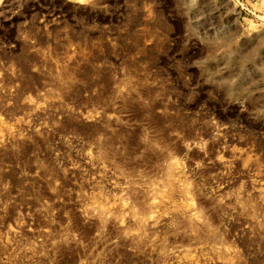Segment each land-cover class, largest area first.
<instances>
[{"label":"rangeland","instance_id":"rangeland-1","mask_svg":"<svg viewBox=\"0 0 264 264\" xmlns=\"http://www.w3.org/2000/svg\"><path fill=\"white\" fill-rule=\"evenodd\" d=\"M241 3L0 0V264H264Z\"/></svg>","mask_w":264,"mask_h":264},{"label":"built area","instance_id":"built-area-1","mask_svg":"<svg viewBox=\"0 0 264 264\" xmlns=\"http://www.w3.org/2000/svg\"><path fill=\"white\" fill-rule=\"evenodd\" d=\"M247 1H250L251 4L241 3V10L244 11V13H246L247 15H250L255 19H260L258 13L254 11L252 7V5L257 4L259 0H247ZM262 3L264 4V0H262Z\"/></svg>","mask_w":264,"mask_h":264},{"label":"bare ground","instance_id":"bare-ground-1","mask_svg":"<svg viewBox=\"0 0 264 264\" xmlns=\"http://www.w3.org/2000/svg\"><path fill=\"white\" fill-rule=\"evenodd\" d=\"M170 173V172H169ZM170 177V176H169ZM169 184H171V182H170V179H169ZM172 186V185H171ZM172 188V187H171ZM194 213V212H193ZM198 215V214H197ZM194 224V223H193Z\"/></svg>","mask_w":264,"mask_h":264}]
</instances>
